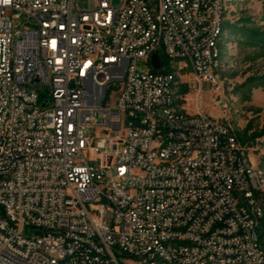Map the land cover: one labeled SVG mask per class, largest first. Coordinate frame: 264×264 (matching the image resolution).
Returning <instances> with one entry per match:
<instances>
[{
    "label": "built area",
    "instance_id": "2783aa9c",
    "mask_svg": "<svg viewBox=\"0 0 264 264\" xmlns=\"http://www.w3.org/2000/svg\"><path fill=\"white\" fill-rule=\"evenodd\" d=\"M79 2L0 0V264H264V183L201 109L205 89L228 103L205 63L217 0ZM163 52L191 71L192 113L169 103Z\"/></svg>",
    "mask_w": 264,
    "mask_h": 264
},
{
    "label": "rangeland",
    "instance_id": "374dc122",
    "mask_svg": "<svg viewBox=\"0 0 264 264\" xmlns=\"http://www.w3.org/2000/svg\"><path fill=\"white\" fill-rule=\"evenodd\" d=\"M88 1L80 0L79 8L87 9ZM224 27L219 46L220 68L214 72L218 75L221 92L226 95L228 108L215 107L214 94L205 89L201 109L204 114L228 125L253 163L264 172V0H225ZM169 61L162 56L166 72L177 74L175 105L192 113L196 92L192 89L191 71L182 68V63ZM150 67V60H140L136 70L146 74ZM23 235L36 238L38 232L26 228ZM258 236L264 257V221H260ZM117 255L120 264L130 263L128 257Z\"/></svg>",
    "mask_w": 264,
    "mask_h": 264
},
{
    "label": "bare ground",
    "instance_id": "6f19581e",
    "mask_svg": "<svg viewBox=\"0 0 264 264\" xmlns=\"http://www.w3.org/2000/svg\"><path fill=\"white\" fill-rule=\"evenodd\" d=\"M184 8H193V0H183ZM218 7V22L215 31L213 32V36H211V45L208 46L207 53H205V63L206 70L209 72V76L212 79H218V75H215L216 72L220 68V43L224 33V11H225V0H217ZM165 36V27L157 26V37H160L161 51H168L167 37ZM163 56H165L168 60L171 61L170 52H163ZM169 78V103L171 105H175V100L177 96V88H178V78L176 73H168ZM224 95V93L222 92ZM228 108V103H227ZM229 132L231 137H234L230 127ZM159 138V130L151 131V139ZM235 138V137H234ZM257 175L259 178V182L264 183V172L257 168ZM260 227V221L255 222V247L259 249V255L263 258V253L260 249L259 244V236L258 229ZM39 255L46 256L47 259L57 260V262H68L70 260L69 251L58 252L57 250H50L46 245H39Z\"/></svg>",
    "mask_w": 264,
    "mask_h": 264
},
{
    "label": "water",
    "instance_id": "95a60500",
    "mask_svg": "<svg viewBox=\"0 0 264 264\" xmlns=\"http://www.w3.org/2000/svg\"><path fill=\"white\" fill-rule=\"evenodd\" d=\"M152 62L153 64H155V68L156 69H159L160 68V59L157 55H155L153 58H152Z\"/></svg>",
    "mask_w": 264,
    "mask_h": 264
},
{
    "label": "trees",
    "instance_id": "16d2710c",
    "mask_svg": "<svg viewBox=\"0 0 264 264\" xmlns=\"http://www.w3.org/2000/svg\"><path fill=\"white\" fill-rule=\"evenodd\" d=\"M225 28V27H224ZM167 70V69H166ZM166 70L164 72H166ZM237 139V138H236ZM238 141V140H237ZM240 144V143H239Z\"/></svg>",
    "mask_w": 264,
    "mask_h": 264
}]
</instances>
